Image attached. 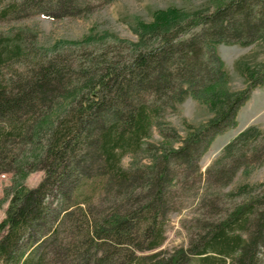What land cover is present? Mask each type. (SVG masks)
I'll use <instances>...</instances> for the list:
<instances>
[{"label": "trees", "instance_id": "1", "mask_svg": "<svg viewBox=\"0 0 264 264\" xmlns=\"http://www.w3.org/2000/svg\"><path fill=\"white\" fill-rule=\"evenodd\" d=\"M98 1L0 0V21L84 18ZM133 32L136 42L105 35L51 49L24 31L0 35V174H13L0 264H264V183L224 193L264 164V131L246 128L200 168L264 86L263 63L232 91L217 52L264 41V0L170 8ZM188 97L213 116L181 137L166 116ZM37 171L41 182L25 186ZM188 198L189 246L159 250Z\"/></svg>", "mask_w": 264, "mask_h": 264}, {"label": "rangeland", "instance_id": "2", "mask_svg": "<svg viewBox=\"0 0 264 264\" xmlns=\"http://www.w3.org/2000/svg\"><path fill=\"white\" fill-rule=\"evenodd\" d=\"M106 0L95 2L94 11L84 18L68 17L61 20L34 15L16 21H0V35L13 36L19 31L32 35L35 45L39 48H53L59 42L83 43L89 37L95 41L105 35L122 40L136 42L138 37L133 28L139 23L150 24L158 11L177 8L187 13L198 10H214L226 0ZM112 40L107 44L111 45ZM76 50V47H72ZM67 50V48L65 49ZM217 52L224 63V70L229 76V87L232 91L247 88L248 81L245 69L254 68L264 63V41H259L248 47L237 45H219ZM176 113H169L166 121L186 137L188 125L198 127L206 123L212 116V111L204 104L188 97L177 108ZM236 128L218 135L200 161L201 172L206 170L221 155L222 149L243 130L256 126L264 131V86L252 91L250 99L242 106L237 116ZM152 141L159 142L161 138L155 131ZM131 158L123 159V166L129 167ZM44 173L37 171L28 175L24 185L35 188L41 182ZM13 174H0V224L6 216L8 200L6 192L12 186ZM264 183V164L249 175L242 172L236 176L233 184L224 190L230 192L243 184L257 186ZM197 203L193 198L185 200L181 211L173 213L167 224L166 241L159 250L173 251L177 248H187L190 242V228L196 216Z\"/></svg>", "mask_w": 264, "mask_h": 264}]
</instances>
